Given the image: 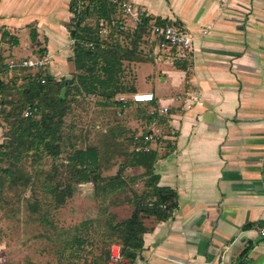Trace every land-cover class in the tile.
I'll return each instance as SVG.
<instances>
[{
  "label": "crops",
  "instance_id": "0c3cea01",
  "mask_svg": "<svg viewBox=\"0 0 264 264\" xmlns=\"http://www.w3.org/2000/svg\"><path fill=\"white\" fill-rule=\"evenodd\" d=\"M127 1L192 37L189 52L168 53L152 35L154 58L135 66L153 76L157 110L168 108L158 116L164 142L150 147L165 154L154 171L177 208L170 220L146 222L131 264H264V240L253 229L264 224V0ZM70 3L0 0L4 64L48 55L49 75L73 73ZM179 60L185 71L174 67Z\"/></svg>",
  "mask_w": 264,
  "mask_h": 264
},
{
  "label": "trees",
  "instance_id": "16d2710c",
  "mask_svg": "<svg viewBox=\"0 0 264 264\" xmlns=\"http://www.w3.org/2000/svg\"><path fill=\"white\" fill-rule=\"evenodd\" d=\"M70 12L72 17L67 29L72 43L69 61L74 72L71 79H55L46 70H39L23 77L25 83L11 86L12 83L8 85L2 78L9 72L20 73L26 69L9 70L0 58V121L5 124L0 144V195L5 189L21 187L24 191L32 190L39 182L49 202L54 208H60L80 184H90L95 198L106 199L129 192L126 202L132 211L127 219L117 222L114 215H105L103 246L99 255H92L89 260L82 257L91 242L87 230L82 231L84 228L78 227L74 236L64 241L57 252L56 264H108L112 245L119 247L120 253L132 263L143 249V235L150 230L146 222L170 220L177 208L176 193L170 188L159 187V177L154 171L155 163L165 154L159 155L150 147L151 142L143 144L141 138L133 135L127 140L131 150L124 151L118 147L122 162L115 173L103 175L100 147H76V137L70 128H65L64 119L74 104L86 99H96V104L101 107H129L130 103L123 105L116 101L119 95L136 92L133 85L125 82L124 63L143 62L138 46L144 37L152 35L153 24L182 27L177 22L154 19L144 13L130 34L125 33L122 31L125 17L119 2L110 0H71ZM104 28L111 31L109 40L102 37ZM122 34L129 40L127 46L114 39L115 35ZM31 38L35 42L33 32ZM186 66V61L174 63L178 70L185 71ZM147 105L154 110L146 117L147 123L164 127V119L156 113V104L151 102ZM26 112L29 115L25 116ZM108 134L113 138L110 141L115 142L112 131ZM161 142L164 141L160 136L153 143L158 145ZM138 146H147L148 150L136 151ZM167 146L169 151L173 149L170 143ZM42 159L50 160L48 169L42 173L45 174L43 179L24 169L26 161L38 164ZM128 168L139 169L141 173L126 177L124 173ZM137 180L142 183L141 192L132 189ZM38 205L37 200L27 202L32 211H36ZM42 220L47 222L45 218ZM84 225L82 223L81 226ZM246 252L247 249L240 258Z\"/></svg>",
  "mask_w": 264,
  "mask_h": 264
},
{
  "label": "rangeland",
  "instance_id": "374dc122",
  "mask_svg": "<svg viewBox=\"0 0 264 264\" xmlns=\"http://www.w3.org/2000/svg\"><path fill=\"white\" fill-rule=\"evenodd\" d=\"M133 27L131 21L126 18L123 20V32L130 34ZM110 33V29L104 28L102 37L109 40ZM114 39L123 46H127L129 43L125 34L115 35ZM151 39L152 35L150 34L144 37L138 46V51L143 60L140 63L151 62L154 58L150 48ZM160 49L166 50L168 48L160 47ZM39 50L41 49L36 48L35 51ZM171 52L173 50L168 53ZM136 64L139 63H124L125 82L133 85V87L135 84L139 93L151 92L153 90V76L147 77L149 73L143 72V70L136 73ZM143 69H146V66ZM33 73L30 70L20 73L9 72L2 79L8 85L12 83L11 86L15 84L17 87L25 83L23 77ZM46 73L48 74V72ZM61 75L52 77L55 79L72 78L71 72ZM157 92L161 95L163 89ZM128 103L131 104L129 107L120 109L119 107H101L96 104V99H86L74 104L73 109L64 119L65 128H70L76 137L74 141L76 147H100L103 175L115 173L117 166L122 162L118 147L124 151L131 150L127 143L131 136L145 134L153 126L159 129L163 128L160 129L162 135L165 132L164 127L147 123L146 117L154 112L150 105L135 104L129 100ZM4 131L5 124L0 121V144L3 141ZM110 131L114 135L111 134L115 142L110 141L113 139L108 134ZM49 165V159H42L38 164L28 160L24 163V169L29 174L43 179L45 174L42 173L48 169ZM140 173L141 170L139 169L128 168L124 175L133 177ZM132 189L141 192V181L137 180L132 185ZM128 197L129 192L126 191L120 195L108 196L106 199L95 198L92 195L91 185H78L73 196L66 200L62 207L54 208L39 182L32 190L28 188L24 191L21 187L14 190L5 189L0 195V264H56L57 252L64 241H69L74 236V230L78 227L84 228L82 231L87 230V237L91 242V245L86 247L82 257L89 260L92 255H99L103 246L102 233L105 215H114L117 222L127 219L132 211V207L126 202ZM34 200L39 202L36 211L27 207V202L32 203ZM43 218L47 222L43 221ZM82 223H85L84 227L81 226ZM115 247L117 246L112 245L111 249H115Z\"/></svg>",
  "mask_w": 264,
  "mask_h": 264
},
{
  "label": "built area",
  "instance_id": "2783aa9c",
  "mask_svg": "<svg viewBox=\"0 0 264 264\" xmlns=\"http://www.w3.org/2000/svg\"><path fill=\"white\" fill-rule=\"evenodd\" d=\"M112 2H119V6L123 16L132 22L133 26H136L140 23L142 17L145 15L142 10L134 6L127 0H110ZM151 33L154 37L160 40L161 47L168 49H175L180 53L189 52L192 48V37L186 33L183 29H180L173 25H155L151 26ZM50 56L40 55L35 57H26L19 60H12L6 64V67L11 69L23 68L26 70L33 71L34 73L39 70H45L50 64ZM128 100L135 104H148L154 101V96L152 93H133L130 96L119 95L116 97V101L125 105L128 103ZM193 100L196 105L202 106V102L198 99L197 96L193 97ZM125 108L123 106L121 109ZM168 113V108L163 107L157 110L158 116H164ZM29 115V112H26L25 116ZM161 136V130L158 127L153 126L149 132L136 136V138H141L144 143H153ZM144 150L147 151L148 147L138 146L135 150ZM85 184H80L82 186ZM90 185V184H86ZM253 229L256 235L264 240V224L258 222L255 223ZM108 264H131L130 260L120 253L119 247L111 249ZM223 264V263H220Z\"/></svg>",
  "mask_w": 264,
  "mask_h": 264
}]
</instances>
